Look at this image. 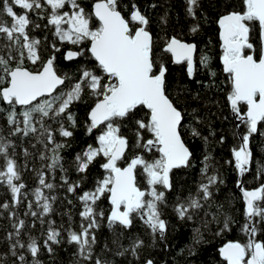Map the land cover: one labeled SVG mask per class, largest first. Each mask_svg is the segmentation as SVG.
<instances>
[{"label":"trees","instance_id":"1","mask_svg":"<svg viewBox=\"0 0 264 264\" xmlns=\"http://www.w3.org/2000/svg\"><path fill=\"white\" fill-rule=\"evenodd\" d=\"M96 1L55 7L50 0H0V264H227L220 251L230 243L243 246L247 264L253 245L264 248V119L256 133L249 122L237 124L218 22L241 14L251 44L244 55L258 61L260 26L249 15L250 1L111 0L131 34L141 25L131 19L135 11L147 21L152 75L166 68L165 93L183 116L180 134L191 157L171 172L169 191L152 178L164 159L149 111L138 106L98 128L88 118L117 86L89 52L101 31L92 14ZM63 18L78 31L62 26ZM172 38L196 46L193 71L165 51ZM69 50L77 60L65 59ZM48 60L64 85L30 107L5 104L9 73H38ZM246 111L240 103L238 119ZM108 130L128 143L118 167L142 155L136 184L146 195L142 214L133 211L127 227L109 219L111 171L103 169L109 154L100 147ZM246 139L252 161L242 178L236 154ZM240 183L262 189L252 219Z\"/></svg>","mask_w":264,"mask_h":264},{"label":"water","instance_id":"2","mask_svg":"<svg viewBox=\"0 0 264 264\" xmlns=\"http://www.w3.org/2000/svg\"><path fill=\"white\" fill-rule=\"evenodd\" d=\"M251 10L249 15L256 19L260 26L261 56L257 61L253 55H243V50L250 48L249 30L241 14L232 13L220 18L219 38L227 54L236 53V57L222 58L221 63L226 74H231L235 97L231 101V109L237 118V124L251 123L253 133L264 119V0H249ZM92 14L101 25L99 36L92 40L89 52L108 76L117 79L116 88L102 101H99L90 111L88 118L95 128L107 123L114 115L124 117L135 107L143 106L150 112L156 125L160 154L164 159V168L155 173L153 178L161 180L167 191L171 189V172L185 167L191 157V152L185 145L180 126L183 122L181 112L174 106L165 93L166 68L157 75H152L154 69L151 59L152 35L146 30L147 21L139 11L131 18L135 23H142L131 33L129 23L122 14L114 10L108 0H99L92 5ZM165 51L168 52L174 64L188 62L190 71L194 69L196 46L172 38ZM79 54L69 50L65 54L67 61L77 60ZM64 78L55 71L51 60H48L38 73L26 68H15L9 73L7 87L1 90L5 104L12 101L19 108L30 107L41 99L53 96L63 85ZM247 105V111L240 119L239 104ZM151 144L145 146V150ZM128 150L127 140L119 138L113 152L104 165V170H110L112 182L109 188L108 201L111 205L109 219L123 226H130V215L136 210L142 214V203L146 191L136 184V169L142 155L133 157L121 168L116 164L122 160ZM239 171L244 177L251 161L250 140H242L240 150L236 154ZM242 194L249 219L255 211V203L262 197V189L245 190L242 183L238 185ZM164 231V227L159 229ZM252 236L253 229L250 228ZM221 258L227 264H244V248L241 244L230 243L220 251ZM264 248L258 243L252 246L251 256L247 264H262ZM152 264V263H147Z\"/></svg>","mask_w":264,"mask_h":264},{"label":"rangeland","instance_id":"3","mask_svg":"<svg viewBox=\"0 0 264 264\" xmlns=\"http://www.w3.org/2000/svg\"><path fill=\"white\" fill-rule=\"evenodd\" d=\"M66 1H68V0H50V2L53 3V5L55 7L64 5L66 3ZM60 24H62V26L68 27L70 29V32L78 31V29H77L78 26H76V22L74 24V22L69 18L68 19H65V18L61 19ZM118 139L119 138L111 130L106 131L100 140V144H101L100 147L102 149V152L109 154V156H110L113 152V149H114ZM106 183H110V182L105 181L103 185L105 186ZM101 188L105 189L103 186Z\"/></svg>","mask_w":264,"mask_h":264},{"label":"flooded vegetation","instance_id":"4","mask_svg":"<svg viewBox=\"0 0 264 264\" xmlns=\"http://www.w3.org/2000/svg\"><path fill=\"white\" fill-rule=\"evenodd\" d=\"M19 29H20V26H19Z\"/></svg>","mask_w":264,"mask_h":264}]
</instances>
